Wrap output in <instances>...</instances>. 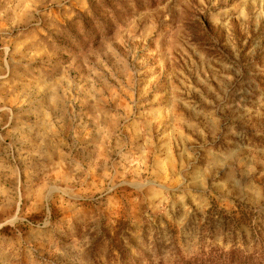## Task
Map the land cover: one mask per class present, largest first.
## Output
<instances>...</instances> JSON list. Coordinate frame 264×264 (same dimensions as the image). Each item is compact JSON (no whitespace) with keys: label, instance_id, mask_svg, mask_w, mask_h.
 I'll return each instance as SVG.
<instances>
[{"label":"rangeland","instance_id":"rangeland-1","mask_svg":"<svg viewBox=\"0 0 264 264\" xmlns=\"http://www.w3.org/2000/svg\"><path fill=\"white\" fill-rule=\"evenodd\" d=\"M231 249L264 264V0H0V264Z\"/></svg>","mask_w":264,"mask_h":264},{"label":"trees","instance_id":"trees-1","mask_svg":"<svg viewBox=\"0 0 264 264\" xmlns=\"http://www.w3.org/2000/svg\"><path fill=\"white\" fill-rule=\"evenodd\" d=\"M239 258L240 257L237 254V250L231 249L227 252L220 253L219 256L211 260V263L212 264H242V262L239 261Z\"/></svg>","mask_w":264,"mask_h":264}]
</instances>
